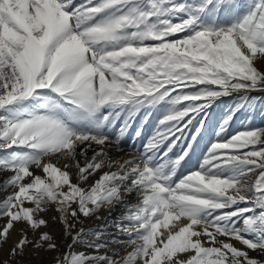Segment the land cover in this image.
Returning a JSON list of instances; mask_svg holds the SVG:
<instances>
[{
	"label": "snow or ice",
	"instance_id": "6c2138e0",
	"mask_svg": "<svg viewBox=\"0 0 264 264\" xmlns=\"http://www.w3.org/2000/svg\"><path fill=\"white\" fill-rule=\"evenodd\" d=\"M253 93L264 0H0V264H264Z\"/></svg>",
	"mask_w": 264,
	"mask_h": 264
},
{
	"label": "rangeland",
	"instance_id": "374dc122",
	"mask_svg": "<svg viewBox=\"0 0 264 264\" xmlns=\"http://www.w3.org/2000/svg\"><path fill=\"white\" fill-rule=\"evenodd\" d=\"M189 2H193V0H189ZM253 95L264 96V93H253ZM231 104L232 100L226 98L224 103H220L214 106L210 111V117L207 121V125H212V123H215L218 126V122L221 120L224 113L227 111L228 107ZM252 128H264V103H257L253 108L238 113L237 116L234 118L233 122L230 124L229 128L227 129V134L230 136L240 131ZM207 145L208 142L204 146H202L203 148H201V150H207ZM201 150L198 151V149H196V152H198H195L188 160L185 165L186 169L197 166L200 157L199 155H201L202 152Z\"/></svg>",
	"mask_w": 264,
	"mask_h": 264
},
{
	"label": "bare ground",
	"instance_id": "6f19581e",
	"mask_svg": "<svg viewBox=\"0 0 264 264\" xmlns=\"http://www.w3.org/2000/svg\"><path fill=\"white\" fill-rule=\"evenodd\" d=\"M257 121V120H256ZM259 121V120H258ZM248 123V122H247ZM208 126V131L204 134L203 139L201 140V143L197 146L198 151L201 150V148H203L202 146H204L207 142L209 143V141L211 139H215L214 136V131L213 129H218L217 124L212 123V125H207ZM135 131V125L133 126L132 132L134 133ZM131 135V133H130ZM197 151V152H198ZM202 151V150H201ZM196 152V153H197ZM196 155V154H195ZM200 156V155H199ZM194 160V159H193ZM198 165V164H197ZM193 166V165H192ZM103 214V213H102ZM239 246V245H238Z\"/></svg>",
	"mask_w": 264,
	"mask_h": 264
}]
</instances>
